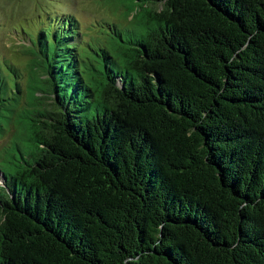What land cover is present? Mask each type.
I'll use <instances>...</instances> for the list:
<instances>
[{
    "label": "trees",
    "instance_id": "1",
    "mask_svg": "<svg viewBox=\"0 0 264 264\" xmlns=\"http://www.w3.org/2000/svg\"><path fill=\"white\" fill-rule=\"evenodd\" d=\"M109 3L0 63V264H264V0Z\"/></svg>",
    "mask_w": 264,
    "mask_h": 264
},
{
    "label": "rangeland",
    "instance_id": "2",
    "mask_svg": "<svg viewBox=\"0 0 264 264\" xmlns=\"http://www.w3.org/2000/svg\"><path fill=\"white\" fill-rule=\"evenodd\" d=\"M101 3L103 6H98L96 0H0V63L9 60L24 70L28 57L22 46L29 44V40L36 37L39 29L44 27L40 22L45 21V13L79 18L83 23L81 30L86 39L90 32V23L95 18L112 24H123L121 12L108 9L109 0ZM103 26L108 29L107 25ZM103 31L104 29L99 30ZM9 142L10 135L7 134L0 140V149ZM3 182L0 175V184Z\"/></svg>",
    "mask_w": 264,
    "mask_h": 264
},
{
    "label": "clouds",
    "instance_id": "3",
    "mask_svg": "<svg viewBox=\"0 0 264 264\" xmlns=\"http://www.w3.org/2000/svg\"><path fill=\"white\" fill-rule=\"evenodd\" d=\"M46 14V18H45V21L44 22H47L48 20H47V18L48 17H51V15L50 14H48V13H45ZM56 16V15H55ZM40 23H43V22H40ZM44 24V23H43Z\"/></svg>",
    "mask_w": 264,
    "mask_h": 264
}]
</instances>
